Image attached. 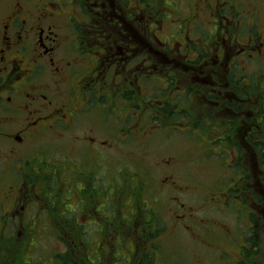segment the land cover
Here are the masks:
<instances>
[{"label": "rangeland", "instance_id": "obj_1", "mask_svg": "<svg viewBox=\"0 0 264 264\" xmlns=\"http://www.w3.org/2000/svg\"><path fill=\"white\" fill-rule=\"evenodd\" d=\"M167 1L160 0L159 16ZM175 1L177 10L184 16L188 3L186 0ZM41 2L0 0V22H4L10 13H24L30 3L34 6ZM69 7L66 8L72 13L73 7ZM258 11L264 16V7H258ZM77 14L82 16H78L80 20L87 16L80 11ZM61 19L66 21L65 17L57 19V22ZM69 32L70 28L66 26V33ZM166 35H171L170 30ZM87 41L79 47L89 48V43L93 41ZM163 52L159 49L164 57L157 55L158 62L154 57L149 58V62L145 61L144 65L141 60H134L132 64L136 75L131 70L126 73L122 65H117L124 79L114 81L112 76L108 81L110 88L102 87V94H91V104L87 103L74 124L62 129L61 122L57 125L50 120L42 130H35L34 134L31 132L34 136L22 146H8L0 142V241L5 242L6 234H10L7 231L12 226L17 227L14 231L19 233V242L22 241L25 237L22 231L35 223L32 228L35 233L28 236L32 244L26 252L32 259H39L44 264H60L55 255L68 252L74 254L77 260L79 251L85 260L93 251L105 264H123L124 261L125 264H139L136 263L138 256L135 251L142 241L143 249H156L150 264H236V260H246L241 253V247L245 244L247 251L255 249L253 262L264 264V169L255 154L258 143L253 146V142L261 137L259 124L264 133V59L250 66L242 60L239 62L237 71L243 77L238 80L236 88L244 92L249 87L254 96L250 95L249 99L248 94L244 96L245 107L238 111L242 121L235 119L238 120L234 122L238 132L234 133L232 140V129L227 126L222 130L216 123L217 119H212V123L209 120L201 122L204 126L199 128L185 124L184 119L168 121L160 111L158 116L162 119L152 118L154 115L158 117L154 113V103L162 105L166 101H179L183 95H187L185 85L193 89L203 86L202 93H192V102L187 108L197 117L200 115L198 112L204 111L199 105L205 103L204 96L208 92L212 100L207 103V112L214 111L212 108L215 106L221 107V102L226 117L232 118L236 111L232 106L237 103L232 86L225 78L222 80V76L214 73L216 68L210 62L207 66L211 70L207 77L202 78L203 82L188 71L181 56V53H185L182 47L180 51L169 48ZM74 53L82 58L77 69L86 73L90 56L77 51ZM256 69V77L252 78L251 74ZM92 76L86 73L84 81H90ZM69 79L66 81L68 87ZM50 95L57 99L58 103L53 102L57 110L61 97L65 100L66 94L64 96L56 85H52ZM99 100L104 103H96ZM252 119L256 122L253 135L249 125ZM17 129L18 126H15ZM224 133L231 139L226 146V139L222 138ZM218 135L222 140L214 141L219 138ZM201 140L205 141L204 148ZM232 141L237 145L233 146ZM217 149H224L227 153L217 154ZM22 167L23 171L30 170V176L42 175V171L50 168L49 173H43L41 181L44 188L47 182L56 193L50 195L55 203L51 214L64 213L59 214L62 219L67 217L68 222L74 219L84 225L93 217L97 226L80 228L74 224V228L63 230L57 224L59 216L49 219L50 211L45 203L47 192L38 203L29 204V200L19 201V198L14 203L9 200L14 192L11 187L15 181L14 175ZM75 169L90 174L87 178H79ZM93 174L94 178L91 177ZM233 181L236 184L232 186ZM89 182L93 184L88 186ZM234 186L237 190L242 189L245 200H249L246 205L240 203L232 193ZM77 187L86 188L89 199L78 190L76 193L74 190ZM80 199L83 203L76 208ZM107 202L112 205L113 212H106ZM14 207H17L16 213H13ZM67 209H72V212ZM89 212L93 216L88 217ZM103 212L109 217L114 214L121 222L131 221L120 225L119 229H108L105 220L109 218L103 216ZM250 213L257 222L255 229ZM155 219L157 223L153 221ZM53 230H57L64 241L55 237L51 233ZM149 231L153 235L151 239L147 238ZM34 235L38 237L30 239ZM252 235L256 237L255 247L246 241ZM81 236L86 238V244L79 242ZM0 245V261L3 259L8 264L20 261L17 254L21 251L17 249L16 254L10 244ZM127 257L130 258L129 262H126Z\"/></svg>", "mask_w": 264, "mask_h": 264}, {"label": "flooded vegetation", "instance_id": "obj_2", "mask_svg": "<svg viewBox=\"0 0 264 264\" xmlns=\"http://www.w3.org/2000/svg\"><path fill=\"white\" fill-rule=\"evenodd\" d=\"M133 1L134 4H131ZM159 2L160 0H42L38 5L30 3L24 13H10L4 22H0V142L8 146H22L30 141L35 130H42L50 120L57 125L61 122L62 129L74 124L87 103L91 104V94H102V87L110 88L108 81H111L112 76L114 81H122V70L126 73L131 70L133 75L137 74L133 70L134 60H141L144 65L145 61L149 62V58L154 57L158 62L157 55L164 57L160 55L159 49L164 52L169 48L180 51L181 47L185 51L181 56L192 75L200 77L204 82L202 78L207 77L211 70L207 66L210 62L216 68L214 73L222 76V80L225 78L232 86V94L237 101L231 104L236 110L232 118L224 115L226 111L222 102L221 107L215 106L212 108L214 111L207 112V103L212 100L208 92L204 96L205 103L199 105L204 111L198 112L200 115L197 117L187 108L192 102V93H202L203 86L193 89L190 85H185L187 95H183L184 123L196 127L195 124L199 121L206 123L207 120L214 122L212 119H217L216 123L222 130L227 129V126L232 129L230 133L233 140L234 133L238 132L234 124L238 120L235 119H240L238 111L246 104V99L236 92L238 80L243 77L237 71L239 62L242 60L250 66L257 65L256 61L264 59V16H261L260 11L257 12L258 7H264V0H186L188 6L184 16L177 10L175 0L172 3L171 0L167 1L159 16ZM68 5L73 7L72 13L66 8ZM78 11L87 15L84 20L78 18L81 16L77 14ZM65 17L66 21L61 19L57 22V19ZM66 26L70 28V34L66 33ZM168 30L171 35L167 36ZM85 40L93 42L89 43V48L83 49L79 46ZM73 51L90 56L86 68V73L93 74L90 81L85 82L86 73L77 69L82 58L72 54ZM171 54L172 52L169 55ZM117 65H122V70L118 71ZM256 73L257 69L251 74L252 78L256 77ZM68 78L69 87L66 85ZM52 85H56L64 96L66 94L65 100L61 97L57 110L53 106L57 99L50 95ZM245 90L248 99L250 95L254 96L249 87ZM100 102L104 103L101 100L96 103ZM166 102L162 105L154 103V113L157 116ZM247 110L250 113V108ZM155 116L152 118H162ZM259 122L260 118L257 120L258 124ZM255 123V119L249 121L251 135L255 132ZM15 126H18L17 130ZM259 128L261 137L253 142V146L264 140L260 124ZM224 135L229 138L228 134ZM232 145L237 144L232 141ZM255 154L257 155L256 150ZM23 170L24 167L18 169L14 175L15 181L11 185L14 192L9 200L14 203L19 198V201L29 200V204L38 203L46 194L41 181L43 177L30 183L28 180L32 173L29 169ZM233 190L236 199L246 205L249 200H245L242 189L237 190L234 186ZM13 211L16 213L17 207ZM105 213H102L103 216ZM91 216L93 213L89 212L88 217ZM87 264L105 262L101 258V261Z\"/></svg>", "mask_w": 264, "mask_h": 264}, {"label": "trees", "instance_id": "obj_3", "mask_svg": "<svg viewBox=\"0 0 264 264\" xmlns=\"http://www.w3.org/2000/svg\"><path fill=\"white\" fill-rule=\"evenodd\" d=\"M146 1V0H145ZM238 84V83H237ZM237 90V89H236ZM245 91H247V90H245ZM237 92H238V94H239V96L240 97H244L245 95H246V93L245 92H242V91H239V90H237ZM184 101V97H182V98H180V100L179 101H177V99H175V100H173L172 101V103L171 102H166V105H164V107L162 108H160V112L162 113V115H163V117L164 118H166L168 121H178L179 119L180 120H183L184 119V117H185V110H184V105H183V102ZM178 104H180V106L178 107ZM177 107L180 109V110H178L177 109ZM160 119H162V118H160ZM161 121V120H160ZM201 122L202 121H199V122H197L195 125H196V127L197 126H199V128H200V126L202 127V126H204V124L202 125L201 124ZM203 123V122H202ZM219 136V138H215L214 139V141H217V140H222V138H225L226 139V144H225V146L226 145H228L229 144V141H231L228 137H226V136H223L222 135V138H220V135H218ZM208 141H212V139H207ZM202 142H203V144H202V146H203V148H204V143H205V141L204 140H201ZM224 146V147H225ZM218 153L217 154H222V155H225V154H223V153H227V152H225L224 151V149H223V151H219L218 149L216 150ZM256 152H257V157H259V159L261 160V162H262V164H263V169H264V140H263V142H261V143H258V148H257V150H256ZM61 167V166H60ZM47 170H49V171H47ZM74 171H76V173H77V176L79 177V178H87L88 177V175L90 174L87 170V172H85V171H83L82 169H78V170H74ZM73 171V172H74ZM237 171V170H236ZM50 172V168H47V169H45V171H42V176H41V174L40 175H36V174H33V175H31L30 177H29V180L28 181H30V183H35V179H40L41 177H44V174L43 173H49ZM92 178H94V174H93V176H91ZM73 181V180H72ZM69 182V181H68ZM233 182H235V181H233ZM88 184H90V185H88V186H91V184H93L92 182L90 183H88ZM234 184H232V186H233ZM54 188H55V184H54ZM96 191H98V189L94 186L93 187ZM45 189V191L47 192V195H48V197H47V200H46V205L48 206V210L50 211V214L48 213V215L50 216V218L49 219H52V217L53 216H59L58 218H57V224L58 225H61V227L63 228V230L64 229H71V228H74V224L75 225H77L78 227H80V228H82V227H84V226H86V227H90V226H97V224L93 221V220H96V219H91L86 225H84V224H81V223H78V221L77 220H74L73 219V222H68V221H66L67 220V217H65V219L63 218H61L62 216H60L59 214H63L64 215V213H55V212H53V214H51V209H53L54 207L53 206H55V203H53V201L51 200V198H50V195H54V194H56L55 192H53V187L50 185V184H48L47 185V182H46V188H44ZM77 190L80 192V193H82V194H85V196L88 198V194L86 193V188L84 189L83 187H77V189H75L74 191L77 193ZM234 190H233V187H232V193L234 194L235 192H233ZM52 193V194H51ZM50 198V199H49ZM87 198H85L84 200H87ZM89 199V198H88ZM107 200H108V198H107ZM83 200H79L78 202H77V204H76V208H78V207H80L81 206V202H82ZM111 206L112 205H110L108 202H107V206H106V212L107 211H111L112 210V212H113V209L111 208ZM110 207V208H109ZM110 209V210H109ZM69 212H72V209H67ZM54 211V210H53ZM250 217H251V221H252V223L254 224V229H255V225L257 224V222L254 220V218H253V214H251L250 213ZM41 217V219H42V217H44V214L43 215H41L40 216ZM105 217H107V218H109L108 220H105V223H107L108 224V229H113V228H116V229H119V227H120V225H125V222H127V221H131L130 219H128L127 221H123V222H121L118 218H116L115 216H114V214H113V216L111 215V217H109V214H107V215H105ZM113 217V218H112ZM115 217V218H114ZM47 219V218H46ZM68 219H70V218H68ZM121 219V218H120ZM155 223H157V220L155 219V220H153ZM128 223V222H127ZM23 224V223H22ZM34 224L35 223H33L32 224V227H30V228H26V229H24L22 232H25V234H24V239L22 240V241H20L19 242V240H18V236H19V233L17 232V233H15V231L14 230H16L17 229V227L16 228H14L13 226L12 227H10L9 229H8V231L7 232H10V234H6V239H5V242H2V241H0L1 243L0 244H5L6 246H8V244H10L11 246H12V248H13V250H14V252L17 254V249L19 250V251H21V253L20 254H17V255H20V261H15V263L16 264H44L42 261H40L39 259L38 260H34V259H32L31 258V255H29L27 252H26V250H27V247L28 246H31V242L29 241V238H28V236H30V235H33L34 233H35V231L32 229L33 228V226H34ZM21 225V224H20ZM129 225V224H128ZM148 225H150V223H148ZM22 226V225H21ZM44 226H46V225H44ZM156 227H157V225H156ZM154 230V228H153V223H152V231ZM79 231H81V229H79ZM100 231V230H99ZM150 232V233H149ZM148 233H149V235H147L148 233H146L145 234V236L147 235V238H149V239H151L152 238V232L151 231H149ZM51 233H54V236L55 237H57L58 239H61V241H64L63 239H62V235H60V233L57 231V230H53V232L51 231ZM102 234V233H101ZM144 234V233H143ZM149 236V237H148ZM33 237H38L37 235H34V236H32V237H30V239H32ZM145 238V237H144ZM142 240V239H141ZM82 242V243H84V244H86L87 243V240H86V238H84L83 236H81L80 237V239H79V242ZM247 242H250L251 243V245H252V247H255L256 245H257V241H256V237H255V235H252V237L251 238H249V239H247L246 240ZM8 243V244H7ZM143 245V241H142V244L140 245V247L138 248V250H136L135 252L137 253V256H138V260H136V263H139V264H150L151 263V257H152V254L154 255L155 253V250L156 249H154L153 247L151 248V247H149L148 249H143V247H141ZM1 246V245H0ZM87 246H89V245H87ZM81 247H83V246H81ZM138 247V245L136 246V248ZM243 248L241 249V253L243 252V256L246 258V260H243V261H238V260H236V261H234L236 264H249V261L251 262V264H253L252 262H253V258H254V256H255V254H256V252H255V249L253 248V249H250V250H248L247 251V244H245L244 246H242ZM1 248V247H0ZM24 251L26 252V256L25 255H23V253H24ZM250 251H251V253H250ZM132 253V252H131ZM0 255H1V253H0ZM77 255H79V257H78V259L76 260L75 259V257H74V254H71L70 255V253L68 252V253H66V254H61V255H55V257L58 259V261L61 263V264H81L80 262H82V264H87L88 262H93V263H96V262H98V261H101V258H100V256H98L97 254H96V252H91L90 253V256H89V254L86 256V260L84 259V257H83V254H80V251H79V253L77 254ZM132 255V254H131ZM130 255V256H131ZM120 256V255H119ZM136 256V257H137ZM117 258L118 257H116V260H117ZM128 258V261H129V257H127ZM126 258V259H127ZM3 260V259H2ZM0 261V264H8V262H4V261ZM240 260V259H239ZM87 261V262H86ZM128 261H126V262H128ZM248 261V262H247ZM123 264H125V261L123 262Z\"/></svg>", "mask_w": 264, "mask_h": 264}]
</instances>
